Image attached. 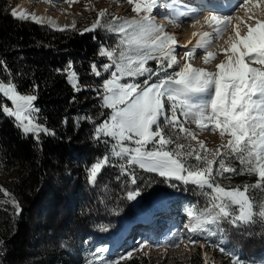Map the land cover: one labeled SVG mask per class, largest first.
I'll use <instances>...</instances> for the list:
<instances>
[{"label": "trees", "instance_id": "16d2710c", "mask_svg": "<svg viewBox=\"0 0 264 264\" xmlns=\"http://www.w3.org/2000/svg\"><path fill=\"white\" fill-rule=\"evenodd\" d=\"M13 1L0 0V82L11 81L18 91L33 93L37 120L55 135L42 133L39 141L25 136L14 118L0 111V264H87L112 248L139 209L149 211L163 196L179 199L183 210H211L215 194L209 195L210 189L136 165L122 173L124 158L111 154L109 139L93 138L106 109L91 89L100 88L115 70L104 72L103 65L110 61L99 51L116 49L121 40L108 30L115 16L111 9L95 30L85 31L103 9L82 16L71 28L55 30L30 18H14ZM37 1L54 7L69 0ZM93 63L100 77L91 74ZM70 72L76 73L81 91L69 83ZM3 105L8 100L0 94V108ZM106 156L108 163L95 183H89L88 170ZM230 162L237 171L216 176L217 183L241 190L256 183L255 174L240 171L239 160ZM186 163L197 161L188 158ZM130 191L139 195L129 200ZM247 195L264 202V189L249 187ZM196 233L218 255L230 258L228 264L234 258L240 264H264V220L238 226L221 220Z\"/></svg>", "mask_w": 264, "mask_h": 264}, {"label": "snow or ice", "instance_id": "6c2138e0", "mask_svg": "<svg viewBox=\"0 0 264 264\" xmlns=\"http://www.w3.org/2000/svg\"><path fill=\"white\" fill-rule=\"evenodd\" d=\"M128 3L134 5L131 10L136 16L131 19L112 16V23L108 25L109 31L121 37L119 45L116 49L101 47L99 51L101 57L110 61L103 65L104 72L115 70L103 80L100 88L91 89L101 96V107L111 109L108 119L96 126L93 138L99 140L103 136L114 141L112 155L124 158V163L120 164L122 173L137 165L168 179L210 189L208 194H215L210 202L211 210L202 213L193 208L187 210L192 221L186 226L189 231L205 230L209 225H218L221 220H228L236 226L253 223L257 218L264 220V202L257 203L247 195L249 187L264 189V20L257 19L254 25L242 22L234 26V36L225 42L229 46L220 50L226 59L215 65L214 72L194 68L185 62L179 71L170 73L168 69L179 66L173 55L177 42L165 31L164 25L155 23L150 15L157 0H128ZM247 3L248 0H244L239 7L243 8ZM170 7V20L179 16L196 19L190 10L179 11L178 2ZM11 15L20 20L30 18L28 14H18L15 10ZM107 15V9L99 11L96 22L85 31L95 30ZM31 19L37 18L31 16ZM232 19L230 15H213L206 17L205 23L209 27L215 25L213 32L219 37L228 29ZM252 19L248 17L249 21ZM241 27L246 28L243 35L239 31ZM210 43V33H200L194 48L184 46L185 58H191L197 49H203L205 64L216 59L219 53L207 51ZM149 60L156 62L155 69L148 66ZM71 67L69 64L68 68ZM90 67L92 75H102L95 63ZM153 76L157 79L150 82ZM124 77L133 78L135 82H121ZM141 77L142 81L138 79ZM69 83L76 91H81L75 72L69 73ZM0 94L12 104V107L3 106L0 111L8 118L14 117L15 126L25 136L32 134L39 141L40 133L55 135L30 118L34 111H38L32 104L37 98L35 95H20L11 81L0 82ZM185 123H194L200 131H218L221 147L214 151L207 149L203 141L197 140L196 132L185 127ZM168 130L196 140L199 148L184 151L186 146L177 142L180 137L174 141L167 134ZM226 135L229 139L225 143ZM173 144L175 148L169 149L168 146ZM188 158H194L197 163L189 166L186 163ZM233 158L239 160L241 172L257 176L254 185H245L243 190L239 187L226 189L216 182V176L237 171L231 166ZM108 160L106 156L91 166L89 183H95ZM138 195V192L130 191L127 198L133 200ZM12 203L19 214L18 204ZM220 251L223 253L225 249L220 248ZM233 264L240 262L234 258Z\"/></svg>", "mask_w": 264, "mask_h": 264}, {"label": "rangeland", "instance_id": "374dc122", "mask_svg": "<svg viewBox=\"0 0 264 264\" xmlns=\"http://www.w3.org/2000/svg\"><path fill=\"white\" fill-rule=\"evenodd\" d=\"M19 1L21 0L13 1L11 12H12V9H14V7ZM171 1H174V0H159V1L157 0V2L160 5L161 3L164 2L166 6L168 5L167 4L168 2H169V5L171 6L170 4ZM193 1L194 0H192V3L196 4ZM230 2L233 3L234 1L229 0V3ZM28 4H29V11L27 10V11H24L23 13L28 14L30 18L33 15H30L29 12L36 7H45V6L48 7L47 11L53 17H56V15L60 13L62 17H60L58 25L60 24L66 25V26L65 25L60 26L61 28H71V26L73 27L76 25L75 23L77 22L79 18H82V16L86 17L90 15L89 14L90 12H95V11H98L99 9H109V10L111 9L113 15L120 17L121 19H131L136 16V13H134L131 10L134 5L129 4L128 0H77V2L75 3H72L71 0H69L68 2L57 4L54 7L51 5L44 4L42 2H38L37 0H28ZM241 4H244V0L237 1L233 11L230 12L229 14L228 13L223 14L221 9H219V11H216L218 15L215 14V16L224 17V16L230 15L233 17L232 19V22H233V20L240 21V19L238 20L236 18L237 17L241 18L243 15L244 17L243 21L245 23L250 22L248 20V16L251 17L252 14H256L255 15L256 17L260 16L259 17L260 20L264 18V8H263L264 0H248V3L245 4L243 8L239 7V5ZM260 4H262L261 7H260ZM89 8L91 10H88ZM221 13L222 15H219ZM155 14H157L158 16L161 15L160 12H155ZM255 19L256 18L251 20V24H253L256 21ZM35 21H37L39 24L47 25L46 22H41L40 20H37V19ZM232 22H230L228 29L223 32L220 38L217 39L216 43H219L221 40H223L224 42L222 44H226L225 42L229 41V38L234 36V31L231 30L232 26H230ZM242 22L240 21L239 24H241ZM52 26L53 25H50V27ZM239 30L246 31V28L241 27ZM176 31L177 32L175 33L180 36L178 37V39L179 40L182 39L183 38L181 37L183 34L182 32H184L183 27L177 28ZM244 32H241V33H244ZM214 37H217V36L214 35ZM220 46L221 45H215V47H220ZM179 51L180 52L178 53V56L176 58L179 66H174L172 69H168L170 73L173 71H179L180 67H182L185 62L194 63V65L193 64L191 65L196 68H203V66L205 65L203 64L204 61L202 58L191 57V58L186 59L184 56V52H182V49H179ZM223 56L225 55H221V57ZM198 61H200L199 65L197 63ZM154 64L155 66L153 69L157 67L156 62H154ZM250 66L260 67L259 65H256V64H250ZM156 79L157 78L154 79V77H152L150 82H155ZM121 82L132 83L135 81L133 79H129V80L123 79ZM18 93L20 95H33V93L28 92V91H24V92L18 91ZM6 106L12 107L11 101L8 100V105ZM166 107H167V103H166ZM34 112L31 114L30 118L34 121V123L39 124L42 127H45L42 123H40L37 120L36 114ZM110 112H111V109L106 108V113L104 114L105 117L102 120V123L108 119ZM179 118L181 120L184 119L183 117H179ZM185 127L194 131L196 125L194 123H185ZM49 131L51 132V130ZM41 134L42 133H40L39 135ZM167 134L170 137H172L174 141H176L177 136H179L180 138L177 142L186 146L184 150H187V149L191 150L192 148H196V149L199 148L196 140H192L190 137L185 138L182 134L178 133V131L168 130ZM196 135H197V140L203 141L205 143L206 148L209 150L214 151L215 149L220 148L222 145L221 137L218 131L216 132L198 131L196 129ZM108 139L111 142V152H112V146H113L114 141H112L110 138ZM228 139L229 137H227L226 135L223 142L226 143ZM189 145L191 147H187ZM172 146H174L175 148V144H173V145L168 146L169 149H171ZM153 173L159 175L156 172H153ZM163 178H166V177H163ZM169 208L170 206L167 205V209ZM167 209H166V212H167ZM179 212H180L179 209L175 207L174 210L171 212L170 218L166 219V221H168V223L166 222L168 226L164 227V229H162L161 232L158 229L162 227H159L157 224H154L151 226L148 225L145 228L142 227L140 230H138L139 235L137 236V238L131 237V238L126 239L125 240L126 244H124V242L121 243L120 245L118 244L119 245V246L117 245L118 247L116 246L115 248L110 250L107 253V255H105L103 258L95 260L89 264H127V262L128 264H221L224 258L215 252V249L213 248V246H209L206 242H204L203 239H198L192 234L191 231H189V228L186 226H190L192 221L190 220L188 215L185 216L187 218L184 219L183 214ZM143 222L148 223L149 221L144 220ZM141 230L148 232V234L142 235V233L139 232ZM129 231L130 229L127 232L129 233ZM131 234H135V232ZM117 248L118 249L122 248V249L118 250Z\"/></svg>", "mask_w": 264, "mask_h": 264}, {"label": "bare ground", "instance_id": "6f19581e", "mask_svg": "<svg viewBox=\"0 0 264 264\" xmlns=\"http://www.w3.org/2000/svg\"><path fill=\"white\" fill-rule=\"evenodd\" d=\"M173 2L177 3L176 0H174V1H171L170 4L172 5ZM184 2H187L188 5L189 4H194V3H192V0H184ZM161 5L162 6L157 5L156 7H154L153 10H152V12L150 13V15H151L152 19L155 21V23H157V24H163L164 25V28H165V31L167 33H169L170 35H173L175 37L177 43L174 45V49L175 50L173 52V55L177 58L178 53L180 52L179 49H182V51L185 52L186 51V48L184 46H187V49L194 48L196 46V41L199 39V34L200 33H202V32L210 33V35H211V43L208 46L207 51L208 52H213V53H219V55H218V57L216 59L211 60L207 64H205L203 62L202 63L205 64L203 66V69H205L207 71H210V72H214L216 70L215 69V65L218 64V63H220L221 60L226 59L225 56L221 57V55H224V54L219 49L227 48V46H229L228 44H222L224 42L223 40H221L219 43H216L217 39L220 38V36L223 34V32H222V34L219 37H214V35H216V33L213 32V27L215 25H213V27H209V25L205 23V18L206 17L213 16L215 14V11L214 10H208V11L206 10V11H204L205 14H204V12H203V14H202V12H200L198 15L195 16L196 19H193V17L186 19L187 16H179L178 18H176L173 21V20H170L168 18L169 17V14H170V11H172L170 5L166 6L164 4V2L161 3ZM178 5H179V9H178L179 11H184V10H181V9L182 8H187V7H184V5H186L184 3L178 4ZM195 5L196 4H194L193 6H195ZM261 5L262 4H260V7H261ZM198 8H200V7L198 6ZM13 10H15L18 14H20L21 12L27 11V10L29 11L28 0H21V1H19L16 4V6L14 7V9H12V11ZM47 10H48V7H46V6L45 7H36L33 10H31L29 13H30V15L35 16L37 18V20H40L41 22H46L48 25H54L56 27H60V26H64L65 25V24L58 25V22L60 20V17H62V15L60 13L57 14L56 17H53ZM155 12H160L161 15L158 16L157 14H155ZM248 15H249V13H248ZM255 15L256 14H252L251 17H253V19L256 18L255 20L259 19L260 16L259 17H256ZM263 19H261V20H263ZM197 20L199 22H197ZM243 20H244V17L242 15V17L240 18V21L242 22ZM240 21H235V20H233V22L231 21L232 22L231 25H230V26H232L231 27L232 28L231 30H233L234 26L238 25ZM62 23H63V21H62ZM249 23H251V21ZM181 27H183L184 32H182L183 34L181 36L183 38L179 40L178 37H180V36L178 34H176L175 32H177L176 31L177 28H181ZM244 31L242 30L240 32H244ZM193 33H197V35L194 36ZM244 33H241V34L243 35ZM215 45H221L223 47L220 46V48H215ZM204 55H205V52H204L203 49H197L196 50V54L193 56V58H202L203 59ZM199 62L200 61L197 62L198 65H199ZM190 64H193L194 65V63H192V62ZM192 67H194V66H192ZM194 68H196V67H194ZM167 223L162 228H160L158 230L161 232V230L164 229V227H167L168 226Z\"/></svg>", "mask_w": 264, "mask_h": 264}, {"label": "water", "instance_id": "95a60500", "mask_svg": "<svg viewBox=\"0 0 264 264\" xmlns=\"http://www.w3.org/2000/svg\"><path fill=\"white\" fill-rule=\"evenodd\" d=\"M53 28H57V27H53Z\"/></svg>", "mask_w": 264, "mask_h": 264}]
</instances>
